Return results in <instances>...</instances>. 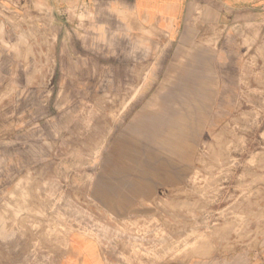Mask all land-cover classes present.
I'll list each match as a JSON object with an SVG mask.
<instances>
[{"label":"rangeland","instance_id":"374dc122","mask_svg":"<svg viewBox=\"0 0 264 264\" xmlns=\"http://www.w3.org/2000/svg\"><path fill=\"white\" fill-rule=\"evenodd\" d=\"M52 2L0 5L24 55L0 140V264H60L80 243L108 264L264 263V15L191 13L173 42L132 0Z\"/></svg>","mask_w":264,"mask_h":264},{"label":"crops","instance_id":"0c3cea01","mask_svg":"<svg viewBox=\"0 0 264 264\" xmlns=\"http://www.w3.org/2000/svg\"><path fill=\"white\" fill-rule=\"evenodd\" d=\"M22 5L23 0H15ZM75 3L78 0H67ZM124 8L126 0H115ZM132 10L137 19L145 27H155L165 33L171 41L181 40L185 28L196 27L191 13H205L206 19L202 26H221L222 21L229 23L242 22L258 15H264V0H132ZM12 0H0V5L10 7ZM50 6V3H48ZM59 6L58 0H53L51 7ZM225 25V24H224ZM198 26V25H197ZM18 38L16 31L11 27L7 19L0 17V140L10 138V98L6 95L11 91V76L13 61L23 59L22 53H12L11 46ZM20 67L21 64H19ZM60 264H108L101 258L96 247L80 243L73 245L67 259ZM162 264H235V256H229L227 260L220 258L198 257L188 261H165ZM264 264V263H261Z\"/></svg>","mask_w":264,"mask_h":264}]
</instances>
